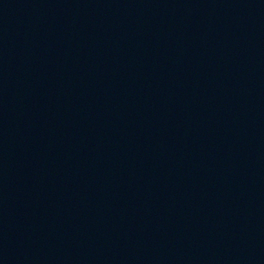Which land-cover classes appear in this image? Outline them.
<instances>
[{
	"label": "water",
	"instance_id": "obj_1",
	"mask_svg": "<svg viewBox=\"0 0 264 264\" xmlns=\"http://www.w3.org/2000/svg\"><path fill=\"white\" fill-rule=\"evenodd\" d=\"M0 264H264V0H0Z\"/></svg>",
	"mask_w": 264,
	"mask_h": 264
}]
</instances>
